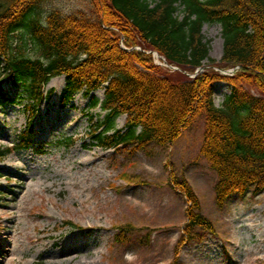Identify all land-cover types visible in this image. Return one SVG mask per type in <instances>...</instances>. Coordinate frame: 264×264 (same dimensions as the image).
Here are the masks:
<instances>
[{"label": "trees", "instance_id": "obj_1", "mask_svg": "<svg viewBox=\"0 0 264 264\" xmlns=\"http://www.w3.org/2000/svg\"><path fill=\"white\" fill-rule=\"evenodd\" d=\"M47 1L0 0V106L24 103L29 117L19 150L35 149L33 123L55 91L46 85L64 75L61 107L82 93L90 108L105 112L92 124L99 126L92 132L98 146L130 153L150 143L169 147L204 116L200 155L217 174V205L224 207L236 194L264 192V0H89L90 13L68 14L44 13ZM205 24L222 28L218 64L210 56ZM146 49L178 69L155 63ZM205 61L211 66L191 77ZM236 66L232 75L216 70ZM5 81L20 88L14 98L5 93ZM220 81L230 93L218 106ZM99 89L103 99L94 93ZM122 115L126 123L118 128ZM57 143L71 146L75 139L65 136ZM172 183L188 202L183 235L192 237L196 227L213 231L190 183L174 175Z\"/></svg>", "mask_w": 264, "mask_h": 264}, {"label": "rangeland", "instance_id": "obj_2", "mask_svg": "<svg viewBox=\"0 0 264 264\" xmlns=\"http://www.w3.org/2000/svg\"><path fill=\"white\" fill-rule=\"evenodd\" d=\"M53 9L90 13V4L49 0L43 6L46 14ZM221 31L220 24L203 28L215 64L223 54ZM211 64L204 62L207 68ZM64 85L60 75L46 86L55 91L33 123L35 149L19 150L16 144L29 123L24 103L0 106V150L8 148L0 156V264H264V192L236 194L224 207L217 205V174L200 155L204 116L172 146L150 143L132 153L106 149L92 138L105 112L90 108L82 93L61 107ZM3 87L13 98L20 92L8 81ZM94 93L103 99L102 89ZM229 93V85L219 82L216 104ZM125 122L122 115L116 126ZM65 136L75 143L60 146L57 141ZM173 175L190 183L213 231L196 227L192 237L183 235L188 202L173 185ZM18 208L12 233V213H5ZM10 245L13 254L6 253Z\"/></svg>", "mask_w": 264, "mask_h": 264}, {"label": "bare ground", "instance_id": "obj_3", "mask_svg": "<svg viewBox=\"0 0 264 264\" xmlns=\"http://www.w3.org/2000/svg\"><path fill=\"white\" fill-rule=\"evenodd\" d=\"M20 210H21V208H18V209H16L15 211H12V212H6L5 213V216H7V217H9V213H12L11 214V217L14 219V225H13V232L12 233H14L15 231H16V227H17V222H19V220H18V218H19V216H21V213H19L20 212ZM13 235L14 234H12V236L11 237H13ZM15 251V246L14 245H10V248H8L7 250H6V253H11V254H13V252ZM3 264H6V262H4Z\"/></svg>", "mask_w": 264, "mask_h": 264}]
</instances>
